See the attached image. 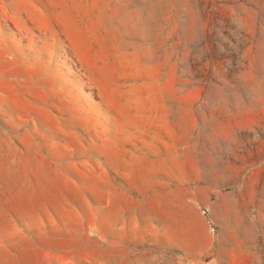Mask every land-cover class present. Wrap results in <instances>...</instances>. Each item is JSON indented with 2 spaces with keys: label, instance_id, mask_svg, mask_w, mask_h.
Instances as JSON below:
<instances>
[{
  "label": "rangeland",
  "instance_id": "obj_1",
  "mask_svg": "<svg viewBox=\"0 0 264 264\" xmlns=\"http://www.w3.org/2000/svg\"><path fill=\"white\" fill-rule=\"evenodd\" d=\"M0 264H264V0H0Z\"/></svg>",
  "mask_w": 264,
  "mask_h": 264
}]
</instances>
